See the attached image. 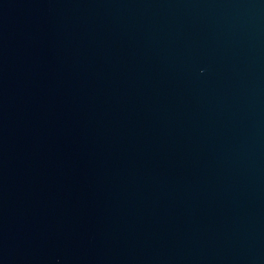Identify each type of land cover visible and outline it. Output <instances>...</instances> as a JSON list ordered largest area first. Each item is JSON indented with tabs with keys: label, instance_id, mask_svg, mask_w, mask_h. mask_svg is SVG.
I'll return each mask as SVG.
<instances>
[{
	"label": "water",
	"instance_id": "water-1",
	"mask_svg": "<svg viewBox=\"0 0 264 264\" xmlns=\"http://www.w3.org/2000/svg\"><path fill=\"white\" fill-rule=\"evenodd\" d=\"M0 264H264V0H0Z\"/></svg>",
	"mask_w": 264,
	"mask_h": 264
}]
</instances>
